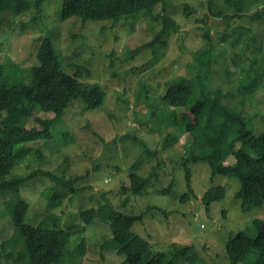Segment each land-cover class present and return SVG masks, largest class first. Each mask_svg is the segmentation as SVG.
I'll list each match as a JSON object with an SVG mask.
<instances>
[{
	"label": "rangeland",
	"instance_id": "rangeland-1",
	"mask_svg": "<svg viewBox=\"0 0 264 264\" xmlns=\"http://www.w3.org/2000/svg\"><path fill=\"white\" fill-rule=\"evenodd\" d=\"M205 1L162 0L153 8V15L167 14L179 25V30L168 37L165 53L157 62L150 60V49L145 43L153 38L160 24L144 12L116 21H83L75 16L61 20L62 0H43L40 13L34 9L20 15L11 11L0 13V64L7 67L9 78H21L22 69L37 64V48L47 37L54 44L62 68L75 82L72 101L62 113L35 111L39 118L52 120V137L16 146L9 175L34 172L19 189L20 196L29 202L25 222L37 225L56 214L59 224L66 227L71 216L77 217L79 209L97 206L103 198L118 210L123 207L132 214L151 207L140 221H134L132 231L148 240L153 251L167 249L170 242L191 245L208 264H228L225 243L242 229L247 227V232L254 235L251 221L264 220V204L242 211L241 200L234 196L240 189L238 179L212 176L204 161L187 164L194 194L185 202L180 201L186 192L181 157H186L184 145L191 138L182 135L176 144L161 148L163 138L173 129L166 124L162 112L150 116V109L155 106L171 112L162 98L165 84L169 79L183 84L180 79L192 77L190 66L197 63V51L205 47L200 35L208 27L216 48L215 61L203 68V72L208 71V87L220 89L222 101L242 113L255 132L264 129V72L258 87L242 105L235 95L239 80L243 79L242 69L250 63L255 45L250 43L249 48H244L240 41L233 46L229 40L233 29L249 27L251 34L261 41L264 53V0H247L245 16L229 22L212 16ZM256 14L259 17L253 18ZM257 66L262 69L264 60ZM77 71L80 75L75 76ZM144 94L151 98L150 106L145 103ZM174 111L179 119L190 118L183 108ZM35 113L21 118L20 125L39 128ZM133 138L142 140L150 153L143 152L142 144ZM135 161H139V174L150 179L143 195L122 190L123 185L128 186L130 165ZM45 171L64 181L77 178L73 186L79 192L66 196L59 207L49 208L47 196L52 192L49 187L53 181ZM169 183L170 193L156 192ZM219 185L225 188V196L212 202L206 213L202 196L208 188ZM8 197L0 193L3 264L25 261V257L18 255L23 254V246L12 232V222L3 205ZM103 222L94 221L86 226L85 253L78 258L74 252L73 264H127L124 256L116 254L109 219ZM255 258L249 254L237 264H251ZM174 264H185V260L176 256Z\"/></svg>",
	"mask_w": 264,
	"mask_h": 264
},
{
	"label": "trees",
	"instance_id": "trees-1",
	"mask_svg": "<svg viewBox=\"0 0 264 264\" xmlns=\"http://www.w3.org/2000/svg\"><path fill=\"white\" fill-rule=\"evenodd\" d=\"M160 2L162 0H62L60 18L64 20L75 16L83 21H116L144 12L143 14L160 24V28L154 31L153 38L145 43L150 49V60L157 62L165 53L168 37L179 30L178 23L169 15H153V8ZM42 3L43 0H0V13L11 11L20 15L32 9L40 13ZM246 3L247 0L205 1L212 16L224 18L228 22L245 16ZM184 6L189 10L187 4ZM228 10L232 13L227 12ZM258 17L259 14L253 16ZM251 32L249 27L238 26L233 29L232 39H229L233 46L240 41L243 42L244 48H249L250 43L255 45L250 63L242 69L243 79L239 80L235 89L240 105L246 96L254 93L264 72V67L261 69L257 66L264 60L262 43ZM200 37L205 47L197 51V63L190 66L192 77L188 80L180 79L183 84H180L178 79H169L165 84L162 98L165 100L164 105L167 104V109L171 112L155 106L150 109V116L162 112L166 124L173 129L163 138L161 148L176 144L182 135H189L191 138V141L184 145L186 157H181L186 186V192L180 198L181 202H185L189 195L194 194L191 170L187 164L204 161L209 165L212 176L220 174L238 179L240 189L234 196L241 200V210L247 212L264 204V129L255 132L247 125L242 113L222 101L220 89L212 90L208 87V71L203 72V68L215 61L216 48L211 42L208 27H204ZM244 48L240 52L244 51ZM129 53L131 58L132 50ZM36 58L37 64L21 70V78H9L7 67L0 64V193L9 195L3 205L12 222V232L19 237L23 246V254L18 255L25 257V261H14L12 264H73L74 252L78 258H82L85 253L86 238L83 234L86 226L94 221L104 223L107 219L116 254L124 256V262L127 264H174L176 256L182 257L185 264H208L194 252L191 245L170 242L167 249L153 251L148 240L133 232L131 227L134 221H140L151 207L132 214L123 207V210H118L109 199L103 198V202H98L97 206L79 209L75 214L77 217L71 216L66 227L59 224L56 214L49 215L37 225L25 222L29 202L20 196L19 189L32 178L34 172L9 175L14 167L16 146L52 137V120L39 118L35 111L62 113L72 101V86H75L72 76L62 68L51 39L45 37L41 40ZM15 68L18 67L15 65ZM74 74L80 75L79 71ZM188 82L193 84L189 85ZM143 99L146 104L151 105V98L146 94ZM175 108L185 109L190 118H177ZM34 113L39 128L20 125L21 118L31 117ZM133 140L142 144L143 152L150 153V149L142 140ZM152 152L157 153V150L153 149ZM138 164L139 161H135L130 165L128 186H122L123 191L133 195H143L150 183L148 176H141L137 171ZM45 174L53 181L49 187L52 192L47 196L49 208L59 207L66 196L79 192V189L73 186L77 178L64 181L54 177L49 171H45ZM171 189L172 183H169L156 192L167 194ZM224 196L223 186L208 188L202 196L206 213L209 212L212 202L221 200ZM122 200V203H125V199ZM77 221L80 223L75 225ZM251 227L254 230L253 236L247 232L249 229L246 227L226 241L228 264H237L249 254L256 256L251 264H264V220L253 219ZM1 254L0 248V264H3Z\"/></svg>",
	"mask_w": 264,
	"mask_h": 264
}]
</instances>
